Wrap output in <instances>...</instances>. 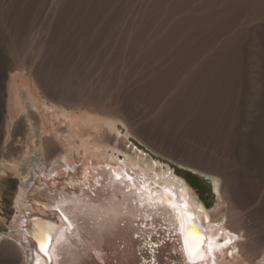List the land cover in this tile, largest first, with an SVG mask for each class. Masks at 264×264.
Returning a JSON list of instances; mask_svg holds the SVG:
<instances>
[{
  "label": "rangeland",
  "instance_id": "374dc122",
  "mask_svg": "<svg viewBox=\"0 0 264 264\" xmlns=\"http://www.w3.org/2000/svg\"><path fill=\"white\" fill-rule=\"evenodd\" d=\"M193 9L201 10L197 17L204 14L200 16L202 22L197 17L196 23L187 20L189 14L197 13H192ZM218 13L224 15L223 24L212 20ZM165 20L175 27L187 24V32L201 34L200 40L192 32L189 38L195 40L193 43L199 40L197 44H205L207 51L216 49L213 53L218 52L220 57L217 53L219 58H215L224 60L222 67L234 71L231 84L236 85L230 84L232 92L216 98L217 105L204 96L188 102L190 99L177 89L165 92L164 84H160V48L145 32L160 23V28H169L164 27ZM179 21L186 24L180 22L178 26ZM121 32L126 34L122 36ZM19 72L39 98L71 111L90 110L119 119L121 135L128 134L144 150L143 157L150 155L162 166L169 165L185 175L210 205L215 221L226 224L228 201L221 195L222 205L217 206L218 197L210 186L214 176L204 171L218 172L220 188L225 180L229 182L235 209L252 225L254 237L264 239V0H0V135L5 137L4 145L13 136L8 104ZM30 120L35 122L30 125V141L32 137L43 141L37 133L38 121ZM56 121L51 126L53 131L63 128L61 132L70 134L65 130L66 121ZM41 146L40 154L45 157L55 154L52 143L42 142ZM110 150L121 158L129 154ZM27 151L28 157L20 159L25 171L31 170L39 158L37 150L34 154L31 149ZM10 171L4 179L0 177V233L9 230L17 211L14 200L21 179ZM219 209H224V214L219 215ZM5 241L0 240V247ZM110 255L113 258L100 262L119 264L117 258L122 261L123 254ZM240 259L245 261L242 256Z\"/></svg>",
  "mask_w": 264,
  "mask_h": 264
},
{
  "label": "bare ground",
  "instance_id": "6f19581e",
  "mask_svg": "<svg viewBox=\"0 0 264 264\" xmlns=\"http://www.w3.org/2000/svg\"><path fill=\"white\" fill-rule=\"evenodd\" d=\"M200 9L203 10L201 5ZM195 10L192 11V13L197 12L196 14L194 13L196 16H194V14H189L191 17L194 16L193 19L195 18V20L191 17L189 19L192 20H189L186 17L188 21L195 22L203 18L200 17L204 16L203 13V15L199 16L200 18L197 17L201 10ZM223 16V14L221 16V13H218L215 16L213 15L212 20H219L221 24ZM206 18L208 19V16ZM186 19L183 18L184 21H186ZM200 21L202 22L203 20ZM216 21L215 23L217 24ZM164 22L167 23L165 24L162 22V26L165 24L164 27L168 26L169 28H160V23L159 26L156 25L155 29L150 26L151 29L147 31L150 34L148 35V33L145 32V35H151V39L154 38L160 48L157 47V49H159V58L162 61V67L161 69L159 68V75L156 76L157 78L159 77L158 80L159 82L161 81L160 84H164L165 92L166 89H177L183 97H188V100L190 99L188 102L191 100L193 101L198 96H204L207 100H214V104L215 101L217 102L216 98L222 97L226 92H232L230 84L234 81V71L230 70V68L222 67L223 64L221 63L224 60L219 59L221 61L219 63L217 58L220 56L218 52L219 57H217V53H213V51H217L214 49L213 45L212 47L214 50H212L211 47V50L207 51L205 49L207 46H204L205 44H197L201 39L200 33L202 32H199L200 36L197 35L198 39L199 37L200 39H197L198 41L193 43V39L189 37L190 32H192L191 34H195V31L193 32L191 30L187 32L186 26H189L186 23L179 21L178 26L180 22L181 24H186V26L184 25L185 27H182L180 25L181 27H175L176 25H172L173 22L166 20ZM168 22L170 24H168ZM170 25L175 28H171ZM125 34L124 32L122 36ZM194 34L193 36L195 37L197 33ZM121 37L119 38L121 39ZM219 52L221 51L219 50ZM231 68L236 69L233 65ZM35 92L29 81L19 72L11 87V99L9 102L10 119L13 121L15 119L17 120V116L19 117L20 114H23L28 120L29 118H31L32 121L36 119L40 126V130L38 128L39 131H37V133L39 135L40 132V136H43V141L38 142L35 138L33 139V137L31 141L29 140V147L32 150L31 153L34 154V149L37 150V153L39 152V158L37 161L35 160L36 162L33 164L31 170L28 169V171L26 169L25 171L22 166L20 167L17 165L18 162L15 163L16 165L13 164L14 167L9 165L10 162L8 164L4 163L5 167L0 169L3 173L1 175L2 179L5 178L4 174L7 173L8 169L13 171L21 179L19 190L14 200V207L17 211L8 226L9 230L0 233V240H6L3 242L5 244L0 247V264H36L38 253L36 234L39 232V229L43 227L45 222H53L57 225V222H59L58 226H62L63 221L60 220L59 215L50 211V209L61 197H64L67 201H72L74 196L79 199L80 204H64L63 201H61V203L63 205L62 210L76 223L79 239H76L74 234L66 233L67 242L62 241L59 245H56L60 260L57 261L53 259L51 264H103V261L100 262L101 259L104 258L106 260L110 256V258H113L112 255H110L111 252L123 254L121 256L122 258L120 257L122 261L117 258L119 264H140L136 243L141 239L144 231H148L149 236L155 233L154 228L150 230L147 229L151 225L157 223L156 216L158 215H156L153 210H150L148 206L141 208L139 204H132L130 198L135 195V193H124L120 189L119 183L115 180L114 173L120 172L124 174L127 171L134 174V178L137 176L146 178V181L150 182L152 186L157 182L165 183L167 190L159 191V198L164 193H169L185 212L196 214L197 217L192 215L194 217L192 223L195 225L192 230L208 238L204 243V249L207 252L211 246L214 255L217 257V264H264V239L254 237L255 232L253 230L254 228L252 229L251 227L252 225L249 226L245 221L244 214L235 209L234 192L232 193L233 190L230 189L232 186H228L229 182L225 180L222 188H220L219 175L217 176L216 174L218 172H207L203 170L214 176V182L210 183V186L213 188L214 194L217 195L216 197H218L217 206L220 207V205H222L220 200L221 195L228 201L227 222L224 224L225 228H221L220 230L217 229V223L212 213L213 211L209 210L210 205H208L198 193L196 199L200 197L202 203L200 206H196L195 210L192 206L186 208L178 202L176 196L179 194V190H181L183 201L189 204L186 192L191 194L194 193L192 188L190 189L189 185H186V182L190 183L189 179L185 175L177 172L176 169L175 172L181 176L173 174V170L169 165H167V167L162 166L164 164L161 161L150 155L143 157L145 156L144 150L132 141L128 134L121 135L123 131L118 124L119 119L112 116L100 115L96 112H90V110L80 109L81 111L79 112H75L76 110L71 111L69 110L70 108L67 109L56 103H51L43 98L37 97ZM219 99L222 100L223 98ZM196 102H194V104ZM190 105L192 104L190 103ZM218 107L216 108L218 109ZM32 113H36V117L32 115ZM56 120L66 121L67 129L65 130L70 132V134L61 132L65 123H63V126L61 124L62 130L59 127L61 131H53L51 126H54V123L57 122ZM32 123L35 124L34 121ZM32 123H29V127L30 125H34ZM23 124L24 122L22 126ZM35 127L37 128V126ZM89 129L92 131L89 132ZM43 132L44 134H41ZM34 134L32 135L35 136ZM42 142L52 143L55 146V148H53L55 149V154L53 153V156L45 157L43 154H40L39 150L41 147L43 148V146H41ZM31 143H34L35 146H32ZM110 148L113 149V151L114 149H119V151L123 150L129 154L121 158L120 154H116L113 151V153H110ZM194 168L198 169L196 167ZM109 181H111V187H106L109 185ZM124 183L128 182L124 181ZM137 184L136 182V185ZM1 186H3L2 181L0 182V187ZM102 189L107 192V198L111 203L105 204L99 200V197L102 195ZM93 193L96 195L91 197L90 203L86 198L90 197ZM114 195L115 200L113 201ZM163 198L165 200V205L158 209L160 211L163 210V212L170 217H167L165 214L161 215V226L167 228L161 231L164 234H168L170 240L167 245L169 249H173V254L168 255L169 264H188L182 251L183 238L180 235V229L178 227L179 222L175 214L167 206L168 196L165 195ZM93 203L98 204V207L93 208ZM125 205L127 206L125 207ZM217 213L219 215L224 214V209H219ZM81 220L84 222L82 223ZM3 221H6V219ZM122 222L125 223L124 226L121 225ZM90 224H92L93 227H90ZM172 226L173 229L171 228ZM220 235L223 236V242H220L218 239ZM111 236H113L112 238L114 239H112ZM225 240L231 242L225 244ZM53 243L55 244V242ZM113 245H115V248ZM35 251L37 253H35ZM229 252H231V256H229ZM147 253L148 250H142V254L145 257H147ZM240 256H242L245 261L241 262ZM161 259H163L162 255ZM40 264H47V260L42 254H40Z\"/></svg>",
  "mask_w": 264,
  "mask_h": 264
},
{
  "label": "snow or ice",
  "instance_id": "6c2138e0",
  "mask_svg": "<svg viewBox=\"0 0 264 264\" xmlns=\"http://www.w3.org/2000/svg\"><path fill=\"white\" fill-rule=\"evenodd\" d=\"M115 179L119 183L120 189L124 193H135L130 198V202L132 204H139L141 208L147 205L149 208L163 207L165 205V200L163 196H168L167 206L171 209V211L175 214L178 220V227L180 229V235L182 236V244H183V254L187 259L188 264H217V258L214 255H210L211 246L209 247L208 252L204 249V243L207 241L206 236H202L192 229L194 228V224L192 221L194 217L189 213L185 212L181 206L174 201V198L169 193H164L160 196L159 199L155 198L152 189L141 180L140 184L137 186L135 182V178L130 174H121L115 173ZM127 181L128 183H124ZM106 187H111V181H109V185ZM158 194V190H157ZM96 194H91L90 197L86 198L91 203V197ZM99 200L105 204L111 203V201L107 198V192L102 189V195L99 197ZM115 200V195L113 196V201ZM64 204H80V201L77 197H73L72 201L65 200L64 197H61L50 211L59 215L61 221H63L62 226H58L53 222H45L43 227L39 229V232L36 234V243L38 245V253H37V261L36 264H40V254L47 260V264H51L53 259L57 261L60 260V255L57 251L56 245H59L62 241L67 242L66 233L74 234L76 239H79L78 229L74 220L65 214L62 210ZM127 205H125L126 207ZM93 208H97L98 204L93 203ZM83 223V221H82ZM234 239V238H233ZM55 242V244L53 243ZM231 241L225 240L224 243H230ZM153 248L157 246L153 245ZM231 256V252L228 253ZM155 264V261H153Z\"/></svg>",
  "mask_w": 264,
  "mask_h": 264
},
{
  "label": "crops",
  "instance_id": "0c3cea01",
  "mask_svg": "<svg viewBox=\"0 0 264 264\" xmlns=\"http://www.w3.org/2000/svg\"><path fill=\"white\" fill-rule=\"evenodd\" d=\"M10 99H11V93L9 95V102H10ZM8 108H9V106H8ZM20 116H21V118H20ZM20 116L19 117L17 116V120L15 119L13 121V123H14L13 137L7 144H5V146L3 144L5 137L3 135H0V169L5 167V166L3 167V164H4L3 161L4 160L6 161L5 163L10 162V163H13L14 165H16L15 163L18 162L17 165L20 166V165H22V161L24 160V157L25 158L28 157V155H27L28 151L26 150V146H29V140H30V127H29V122H28L29 120L27 118H25V116H23V114L22 115L20 114ZM18 119H20V120H18ZM23 122H24V124L22 126ZM27 123H28V125H27ZM20 159L22 161H20ZM13 164H9V165L14 167ZM10 172H13V171H10ZM2 174L3 173L0 171V177ZM14 176H17V175L15 174Z\"/></svg>",
  "mask_w": 264,
  "mask_h": 264
}]
</instances>
